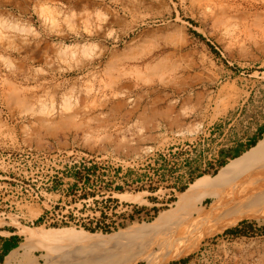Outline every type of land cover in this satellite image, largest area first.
<instances>
[{
    "label": "rangeland",
    "instance_id": "obj_1",
    "mask_svg": "<svg viewBox=\"0 0 264 264\" xmlns=\"http://www.w3.org/2000/svg\"><path fill=\"white\" fill-rule=\"evenodd\" d=\"M0 37V238L19 248L35 228L153 222L264 125V0H0ZM228 253L264 264V222L170 264Z\"/></svg>",
    "mask_w": 264,
    "mask_h": 264
},
{
    "label": "bare ground",
    "instance_id": "obj_2",
    "mask_svg": "<svg viewBox=\"0 0 264 264\" xmlns=\"http://www.w3.org/2000/svg\"><path fill=\"white\" fill-rule=\"evenodd\" d=\"M83 112L78 110L76 115ZM42 121L48 122V118ZM208 200L212 203L207 204ZM245 220L264 222V138L215 177H202L194 182L180 195L172 210L151 223L136 224L108 235L35 228L26 237L27 243L12 251L4 264H15L19 250L28 258L35 249L45 250L56 264H99L121 259L122 254L123 264H170L194 252L204 238Z\"/></svg>",
    "mask_w": 264,
    "mask_h": 264
},
{
    "label": "crops",
    "instance_id": "obj_3",
    "mask_svg": "<svg viewBox=\"0 0 264 264\" xmlns=\"http://www.w3.org/2000/svg\"><path fill=\"white\" fill-rule=\"evenodd\" d=\"M171 103H168V108L170 109ZM183 106L180 107V110L177 112H182ZM264 136V125H260L257 128H253L250 131H248L243 136H238L237 138L232 141L229 150H222L219 153V156L214 161V163H217V161H221L223 159L229 160L227 156H230V158H234L237 156H242L245 152L250 150V147L253 143L257 142V144L260 142L261 138ZM253 148V147H251ZM210 166L216 165V164H209ZM15 233H12L11 236L5 237L1 236L0 238V264L1 262H4L7 258V256L14 250L19 248L20 242L16 238Z\"/></svg>",
    "mask_w": 264,
    "mask_h": 264
},
{
    "label": "built area",
    "instance_id": "obj_4",
    "mask_svg": "<svg viewBox=\"0 0 264 264\" xmlns=\"http://www.w3.org/2000/svg\"><path fill=\"white\" fill-rule=\"evenodd\" d=\"M216 263L218 264H228L232 259H237V256L235 254H224L222 256H216ZM185 264H203V261L201 259L195 258L191 261L185 262Z\"/></svg>",
    "mask_w": 264,
    "mask_h": 264
},
{
    "label": "trees",
    "instance_id": "obj_5",
    "mask_svg": "<svg viewBox=\"0 0 264 264\" xmlns=\"http://www.w3.org/2000/svg\"><path fill=\"white\" fill-rule=\"evenodd\" d=\"M257 145V142H255V143H253L252 145H251V147H255ZM251 147H250V149H251ZM238 157H240V156H237V157H234V159L235 158H238ZM226 164H224V165H222V166H225ZM86 229H87V227H86ZM92 232H95L94 230H91ZM229 233H234V231H230Z\"/></svg>",
    "mask_w": 264,
    "mask_h": 264
}]
</instances>
